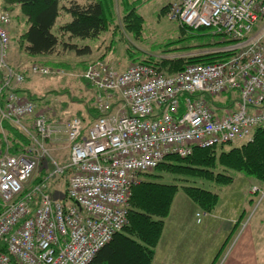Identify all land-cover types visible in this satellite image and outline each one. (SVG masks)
I'll list each match as a JSON object with an SVG mask.
<instances>
[{
    "label": "built area",
    "instance_id": "1",
    "mask_svg": "<svg viewBox=\"0 0 264 264\" xmlns=\"http://www.w3.org/2000/svg\"><path fill=\"white\" fill-rule=\"evenodd\" d=\"M167 1L168 19L228 37L233 43L217 52L234 54L174 76L149 64L119 71L104 60L90 62L84 79L96 92L101 115L88 127L79 117L51 121L20 95L26 74L10 62L11 16L0 11V124L29 134L43 153L49 145L70 150L64 166L50 157L54 171L37 184L42 159L35 151L1 156L0 264H89L127 224L141 174L195 148L250 143L264 127V0ZM29 74L64 71L33 65ZM222 96L233 97L217 104ZM66 170L69 201L54 200L50 185Z\"/></svg>",
    "mask_w": 264,
    "mask_h": 264
},
{
    "label": "rangeland",
    "instance_id": "2",
    "mask_svg": "<svg viewBox=\"0 0 264 264\" xmlns=\"http://www.w3.org/2000/svg\"><path fill=\"white\" fill-rule=\"evenodd\" d=\"M102 1L108 26L100 39L85 42L93 49L91 57L78 56L76 52L66 51L62 46L52 57H29L25 53V33L29 24L23 9L7 0H0V11L11 16L10 62L22 69L42 65L64 71L59 76L28 75L31 78L28 80L35 79L34 84L44 87L42 93L40 90L36 92L35 98L38 101L43 100L46 106L37 110L39 114L47 115L51 121L62 122L54 120L59 116L66 121L81 115L86 122L84 126H89L92 121L89 113L96 106V94L84 80V72L86 65L92 61L104 60L119 71L127 70L142 61H152L162 68L159 74L171 76L174 74L173 63H186L196 56L217 53L220 50L211 45L214 41L206 43L205 40L194 39L188 34L196 31L185 30L179 23L168 19L167 0ZM79 43L80 47L85 44L84 41ZM231 99L219 97L217 104L225 105ZM19 132L14 133L9 126L5 127V123L0 124V155L5 149H21L17 153L33 149L45 165H41L35 173L33 183L43 174L42 170L45 174L54 171L52 159L60 166L66 165L70 154L68 145H49L47 153H43L36 149L29 134ZM248 143H232L218 148L217 153L222 149L228 151L234 147L241 148ZM217 163L218 167L213 173L215 176L223 174L231 178L228 186L196 176L185 177L168 172L167 165L139 178L138 184L147 180L157 181L175 184L179 189L171 213L165 219L162 241L164 254L163 251L160 254L161 259L164 257L162 264H264V198L260 201L264 193V183L240 170H229L220 165L219 161ZM68 176L66 170L51 183L52 199H63L68 188ZM189 186L203 187L219 195V203L211 214L199 209L189 199L183 190V187ZM255 188L258 191L255 192ZM197 214H201V217L198 218ZM173 253L174 256L169 261Z\"/></svg>",
    "mask_w": 264,
    "mask_h": 264
},
{
    "label": "trees",
    "instance_id": "3",
    "mask_svg": "<svg viewBox=\"0 0 264 264\" xmlns=\"http://www.w3.org/2000/svg\"><path fill=\"white\" fill-rule=\"evenodd\" d=\"M7 1L23 9L28 20L29 26L25 33V53L29 57L51 56L57 52L59 46H62L66 51L76 52L78 56L90 55L92 52L91 47H80L78 45L79 41L98 40L107 30L108 22L102 0ZM63 15L70 16L71 21L60 24L55 30L59 18ZM190 33L187 34L194 39H199V41L205 40L206 43H211L210 40L214 41L215 44L212 42L211 45H215L214 48H220V50L233 43L228 37L215 35L208 29ZM233 54L232 52L222 51L202 54L186 63L182 61L173 63L175 64V67H172L174 74L171 76L183 72L190 65L214 64ZM139 64L152 65L158 72L162 69L152 61H142ZM29 98L33 100L31 97ZM92 108L89 113L92 121L89 125L101 115L96 106ZM76 117L81 118L83 124H86L83 116ZM6 126H9L14 133L22 132L10 122H5ZM28 143L30 144V141ZM225 146L208 149L195 148L193 153L186 158L168 156L157 169L162 165H167L166 171L168 172L171 171L185 177L196 176L206 181H214L228 186L231 183V178L223 174L215 176V173H213V170L218 167L217 162L219 161L220 165L229 170H240L245 175L264 183V127L255 130L254 140L251 143L243 145L241 148H231L228 151L222 149L220 153H217L218 148ZM20 150L19 148L10 151L5 149L0 158L6 152L16 154ZM41 165L43 167L44 163L41 162ZM153 171L143 173L140 177L151 174ZM42 173L37 177L34 184L43 181L45 175L43 170ZM183 188L189 199L206 213L211 214L219 203V195L213 191L194 186ZM178 191L179 189L175 184L148 180L142 181L140 184L137 183L132 191L127 224L113 236L112 240L95 255L89 264H152L155 249L163 235L165 219L171 212ZM62 200L63 202L69 201L67 188ZM1 248L3 251L5 250L4 246H1Z\"/></svg>",
    "mask_w": 264,
    "mask_h": 264
},
{
    "label": "crops",
    "instance_id": "4",
    "mask_svg": "<svg viewBox=\"0 0 264 264\" xmlns=\"http://www.w3.org/2000/svg\"><path fill=\"white\" fill-rule=\"evenodd\" d=\"M71 21V17L70 16H68V15H63V16H61L60 18H59V20H58V23H57V26H56V28H55V30H57V28H58V26H60V24H64V23H67V22H70ZM28 30V29H27ZM90 41V40H89ZM85 42H87V41H84V43ZM78 45H80V43H78ZM83 46H89V47H91V45H88V43H85ZM61 46H59V48H60ZM58 48V49H59ZM91 49H92V47H91ZM58 51V50H57ZM92 53H93V49H92V52H91V54L90 55H88L87 57H91L92 56ZM50 57V56H49ZM51 57H52V55H51ZM11 64H12V62H11ZM13 65V64H12ZM14 66V65H13ZM16 69H18V71H21V72H23V73H25L26 74V81H25V83L21 86V87H19V92H20V95H22V96H25V97H31L32 99H33V101L35 102V104L37 105V109L39 110V107H41L42 108V106H46V104H45V102H43V100H41V99H39V101L38 100H36V98H35V95H37L36 94V92L38 91V90H43V86H41V85H39V86H37L36 84H34L35 82H36V80L34 79H32V80H28L29 78H30V76H28L29 75V69H22V68H19V67H16V66H14ZM31 79V78H30ZM44 84V83H43ZM46 84V83H45ZM43 91H41V93H42ZM95 92V91H94ZM95 94H96V92H95ZM34 97V98H33ZM228 102H230V101H228ZM45 104V105H44ZM37 110V111H38ZM69 119V118H68ZM54 120H65L63 117H58V118H56V119H54ZM26 123L27 124H32V120L31 119H29V120H27L26 121ZM55 148V147H54ZM68 162H69V159H68V161H67V163L66 164H68ZM49 192H50V194H51V196L53 197V195H52V191H51V189L49 190ZM171 213V212H170ZM170 215V214H169ZM174 220H175V218H173ZM170 224H171V222H170ZM169 224V225H170ZM198 224V223H197ZM165 225H166V223H165ZM164 230H165V226H164ZM169 232L171 233L172 231H171V229H169ZM163 236H164V231H163V235H162V237H161V240H160V242H159V244H158V246L156 247V249H155V257H154V260H153V262H152V264H162L163 262H164V257H162L163 259H161V251H163V254H164V249H163V245H162V241H163ZM164 239H165V237H164ZM159 250V251H158ZM174 256V253H173V255L171 256V258L169 259V261H171L172 260V257ZM165 259H166V261H168V258H166L165 257ZM169 261H168V263H169Z\"/></svg>",
    "mask_w": 264,
    "mask_h": 264
}]
</instances>
